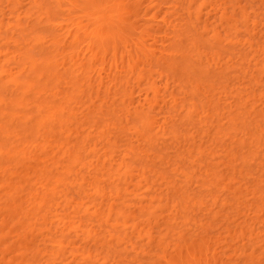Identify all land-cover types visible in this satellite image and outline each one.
Returning a JSON list of instances; mask_svg holds the SVG:
<instances>
[{
	"label": "bare ground",
	"instance_id": "bare-ground-1",
	"mask_svg": "<svg viewBox=\"0 0 264 264\" xmlns=\"http://www.w3.org/2000/svg\"><path fill=\"white\" fill-rule=\"evenodd\" d=\"M129 1H131V0H123L124 3H122L121 0H7L6 2L8 4L6 6L9 7V9L7 8V10H9L7 16L5 15L6 13L4 11H2L3 8L0 9V240L1 241L3 240L2 243L4 242L3 244L0 243V247L2 245H4L0 249V264H38V263L41 264L40 261L45 256H47L48 258L51 259L50 260L51 262H48V264L49 263L54 264V262H55V264H72L74 260L78 259L77 257L79 255H81L80 258H82L83 261L85 260L87 262L90 261V262L94 263V261L91 260V252L88 249L81 247V246H77V247H73V250H72V248L70 250H68V247H67L68 245L65 246V244L66 243L69 244L70 242H72V241L68 240L70 238L71 233H76V235H78V236L82 235V237H80V236L77 237V238H81V239L84 237V234H85V237L83 238V239H85L84 241H87V239L90 238L89 241L94 239L95 242H97V240L100 241V238L102 240L103 237L101 236L100 238H97V240H96L95 233H92L91 230L81 229L82 223L79 222L78 224H76V222L72 220V218L70 217L69 214H68L69 217H66V215H65V217H63V218L61 216V219H60L59 215H61V214H59L58 212H55L56 214L57 213L59 214L58 215L59 217L56 214L54 215V217L56 216V218H59V219L56 221L57 222L56 226L53 227L54 230L49 229V233H50L49 235L50 236L47 235L45 237V235L47 233L43 234V232H44L43 228L45 227L43 225H45L47 223L48 219L51 220L49 218V214H51V213H52V215L54 214V212H52L53 208L55 207L54 204L57 203V206L59 207V208L56 207L57 209L54 208L57 211H58V209H59V211L60 210L64 211L65 210L64 208H66L65 211H68L69 207H66V206L71 205L72 207L73 206L75 207L74 202L76 200L74 201V199L77 196L79 198L80 197L82 198V196H84V199H85V197L86 198L90 197V194L92 193V195L94 194L93 196L97 195V197L95 196L96 198H94V199H97V198L106 199V200H104L105 202L102 201L101 203H100V201H98V203H97L98 199L95 200L96 202L95 201H93V202L87 201L88 203L86 202V200H84V202H82V204L80 201H83V199L80 201L78 200L80 203H78V201H77V203L79 205H77L76 208H74V210L76 209L75 213H78L80 215L79 211H85V207H83L82 205H84V203L86 202L87 204L84 205V206H86V211H85L86 214L84 213V215H83L84 218H86L87 215H89V213L92 210H94V215H93V212H91L92 216L98 217L99 219H102L104 216H106L105 219L107 220V222L114 218L113 220L115 221V224L117 223V224L121 225L124 228L122 230V231H124L123 233H126L123 235V237H118V239H125V238L128 239L129 238V240H130V237H128L126 231L128 229H131L132 230L131 232H133L136 229L135 223H132V224L130 223V221L132 219H134L135 217L132 214L127 213V211L125 210V208L136 207L135 206L136 204L132 203L129 198H126L123 196V194H124L123 190L127 191V187L126 188H124V187L127 186L129 184V182L131 183L132 178H133L132 173L134 170L138 169L136 166L138 164V162L136 164V159L139 160V164H140L144 161V157L148 158L149 155H147V153H146V150H145L146 148L144 149V147L142 145L141 149H140L139 147L132 146V144L129 142L130 144L127 145V149H123L124 151L121 152L120 150L117 149L118 145H117L116 140L118 138L114 137L115 141H111L112 138H109L110 142L107 139H105L109 142V147L112 146V148H110V149L108 148V150L105 149L103 152H100L96 149L95 146L91 147L90 145H88L91 147L88 150L89 153H88V151L86 152V149L84 150V148L87 146L86 145L87 142L90 141L91 139L95 138L94 134H92V131L89 129H91L90 127L93 126L94 123L98 122V120L96 121L97 117L99 119L101 116L103 118V116L105 117L106 114H107L106 116L109 115L108 117L103 118V119H105L104 121H106V122L102 121L103 123L101 122V124L103 126H106L108 128L113 126V128L120 129V130L122 128V132L125 128L129 129L132 131V134L137 135L140 138V140L141 139L144 140V143L145 142L151 143L152 133L155 129L154 124H156V121H158V120H155L156 117L153 116V113H152L154 111L155 106H156L157 98L159 96L158 95V89L159 88L156 84L157 81L155 80L156 81L155 82L154 79H150V78H149L150 80L149 79H147V80L143 79L144 74H142V73H137L136 79H138L140 81L141 80L144 81V84L142 85L141 89H142V91L144 90L147 93V96H146L145 100L143 102H141L139 105H136V106L133 105L132 106L131 101H125V99L123 100V98L122 99L120 98L119 101H121V102L118 101L119 102L118 105L115 106L117 104V103L115 104V102L117 100L115 102H113V101L117 97H115L114 100H112V102H110V100L108 98L109 102H108V105H106V102H107L106 99L107 98L106 99L104 98V100H103V98L101 99V97H100L101 95H105L106 93H107L106 95H108V93H110L109 91L111 89L110 86L112 85L113 87L114 86L116 87L115 89H113L114 90V92L112 93L113 95H116L115 93L121 94L123 96L127 95L130 99L131 95H129L127 92H124V90H126V89H123V80L125 79V81H126L127 79L131 78L133 75L136 74L138 63L140 62L139 59L141 57H144V58L146 57L147 60L149 58L148 61H150L152 58L151 56L155 55L154 54L155 50L153 51L150 49V47L143 44V38L145 35H147L148 37L152 38V40L154 41V39L157 40L158 33L153 32V30L151 29L152 33L147 34L146 30H144V29H146V27L145 28L143 26L135 27L134 24L131 23V20H132V19L130 20L131 17H129V21H130L129 22L127 20V17L125 18L123 16L124 14H123L122 9L130 3ZM133 1H131V2H133ZM205 1L206 0H202L201 3L204 4ZM47 2L49 3V6H46V4H48ZM165 2H166V0H165ZM150 4H152V3H150ZM155 5H158V4H155ZM225 6H227V5H225ZM0 7H1V5H0ZM223 8L225 10H223L222 14L220 13V16H218L220 18L217 20H219V21L224 20L223 22H225L226 25L225 26L223 25V26L225 28L227 27L224 30V33L228 32L226 34V36H228L229 34H230L229 36L235 34L234 35V38H235V36L239 35L238 33L240 32V30L238 31V29H239L238 23L240 21H237V20H241L240 18L236 19V17H237L236 15L239 14L240 17L245 22V19L248 18L247 12L245 10H243V8H241L240 6L237 7V9L232 8V11L230 10V12L228 11L227 7L223 6ZM195 9H196V7H195ZM86 10H87V12H86ZM124 10L126 11V9H124ZM133 10L136 13V9L134 8ZM199 10H200V8H199ZM130 11H131V9H130ZM134 11H132V12L134 13ZM171 12H172V10H171ZM126 13L128 14L129 11ZM137 13H138V11H137ZM34 14L37 16L39 15L38 21L36 23L37 29L44 28L46 30V29L51 28L50 31L49 30L47 31V34H48V32L52 33L53 27H56V25H62V23L67 22L65 25L62 26L63 27L62 30H60L61 26H57V28H59L60 31L64 30L62 32L63 35H61L60 37H57V35L54 34V32H55L54 31L53 34L48 36L50 33L48 35H46L45 30H44L45 32L42 31L40 33L37 32V30L34 31V29L32 27L33 25L31 26L32 27V29H31V27L29 25H27L23 20L26 18H28V20L34 18L33 20H34V22H36L35 18L37 16H32ZM167 14H168V12H167ZM194 14H195V12H194ZM72 16H75L77 18V20L75 22L69 21ZM165 16H167V15H165ZM132 17H134V16L132 15ZM145 17H146V15H145ZM86 18L88 19V21ZM140 21H142V20H140ZM236 21L238 23H236ZM147 22L145 24H147ZM242 22L243 21H241L240 25L241 24L244 25V23H242ZM136 24H138V23H136ZM148 24L150 25V23H148ZM164 24L165 25H163V26H165L167 29H169V27L171 26L169 22L167 23V21H165ZM73 25H75V26H73ZM174 25L177 26V24H174ZM245 25H246V23H245ZM71 26L75 27L77 29V31L72 32L70 30ZM151 26H149V28ZM156 26L157 25H155V27H154L155 29H156ZM223 26L221 25V27H223ZM69 27H70V29H69ZM64 28L66 29V31L67 30L68 31L65 32ZM124 28L126 29V32L129 31V32H132L133 35L134 34L136 35L134 37H133V35L131 36V38L132 37H133V39L135 38L134 40H132L133 41L132 46H130L131 43L130 44L127 43V39L125 37L127 33L125 32ZM178 30L179 29L177 28V31ZM202 30H203V32L206 31V33H207L206 25L202 27ZM17 32H18L19 37L21 36L20 38L18 37V35H16ZM149 33H150V31H149ZM231 33H233V34H231ZM156 34H157V36H156ZM169 34H170V32H169ZM188 34H189V32H188ZM128 35H130V34H128ZM191 35L190 36L192 38L190 37V40H193V42L192 41L189 42L192 45L190 50L191 49L194 50V47L196 48V46L199 45V44H197V42L199 41L200 38H198V37L196 38V36H194L195 34L194 35L191 34ZM184 36L188 37V35H184ZM211 36H212L211 37L212 39L215 38L214 40H217L216 38L221 39L219 31L216 30V28L212 29ZM48 37H50V38L48 39ZM236 37H238V36H236ZM249 37H250V35H249ZM61 38H62V40H61ZM171 38L174 39V37H172V34H171ZM5 39H7V40H5ZM8 39H11L10 42ZM20 39H23L24 41H27V42L31 41L29 43L34 44L32 46L33 47L34 46L39 47V49H37V50H35V48L31 49L32 46L29 43H28V45H30V48L27 47L28 50H26L27 48L25 47L26 49H24L22 47L23 46L22 43L25 44V42L24 41L21 42L22 40L20 41ZM168 39H170V38H167V40ZM156 40H155V42H156ZM167 40H166V43H167ZM15 41L17 43L21 42L22 46L20 47L21 44H18V46H17L16 45L17 43H15ZM179 41L181 42L180 39H179ZM11 42L15 43V44L12 43V46H14V47L16 46L15 48L18 50L20 48V51H23V52H20L21 54H19L18 53L19 51L18 52L16 50L13 51L14 49L12 46L11 47L13 50L11 48H9L10 46L8 44L9 43L11 44ZM46 42L48 44H46ZM38 43H40V44H38ZM41 44H43V45H41ZM170 44L172 46L167 44V46L169 45L168 49H170V47H171V49L176 48L178 53H180V54L182 53L180 55L176 52V54H177L176 55L174 53L176 50L170 49L169 51L167 50L168 55L166 54L169 58V61L171 60L170 62H171V65L173 66L172 68L176 67V69H179V68H177L179 65L178 66L174 65L173 62H177L178 58L180 57L179 58L180 64H182V63L185 64L184 62L187 61L188 57H190V55L187 54V53H190V50L186 49V48H188V47H186V45H183V46L181 45L182 49H184L183 47L185 46V50L187 51V52H185V54L188 55V56L187 55L183 56L185 50L181 49V46H180V44L177 43V41H176V45L177 44L179 45V46L177 45L179 49L177 48V46L173 47L175 45V43L171 42ZM195 44H197V45H195ZM36 45H39V46H36ZM165 45H163V47H165ZM187 45H188V43H187ZM155 46H157V45H155ZM44 47H46L48 50L47 55H46L47 50ZM180 49H181V51H180ZM32 50H35V53H34V51L32 53ZM196 51H198V50L196 49ZM196 51H195L196 54H192L191 56L196 55V58L198 56L199 57L198 60L200 62V60L203 59L202 57H204L206 55L203 53V56L201 57L200 55L202 52H196ZM263 51H264V49H263ZM17 53H18V55H15ZM163 53H165V52H163ZM11 55L13 57H10ZM37 55L39 57H36ZM48 55H52V56H50V58H48L49 57ZM172 55L176 56V59H175V57L173 59ZM58 56H60V57H58ZM177 56H179V57H177ZM52 57H53V59H51ZM155 57L158 58L157 55ZM182 57H185L184 61H183ZM9 58L12 59V60L10 59L11 62H8ZM47 58H48L49 62L54 60L55 62L53 61V63L51 62V64H53V65L55 64L56 67L59 66L57 63V58H61L63 61L66 59H69L71 61L72 65L66 67V63H69V62H65V63H61L63 65L62 66L63 69L61 71L60 70L58 71V69L55 70L56 69L55 65H54V68L51 65L52 69L51 68L49 69L48 67H49L50 63H48L46 61ZM146 58H145V60H146ZM152 59H154V58H152ZM163 59H165V57ZM189 59L190 58H188V61L185 64L187 66L183 65L184 67L181 68L183 70L180 69L182 71V73L184 72L186 74V71L189 70V69H187L188 66L190 68V70H189L190 72H193L191 70H194L193 68L196 67L194 65H192L193 68H191L192 66L190 67ZM58 60H60V59H58ZM165 61H167V60H165ZM165 61L163 60V62H165ZM179 61H178V64H179ZM181 61H183V62H181ZM11 63H12V66H11ZM13 63L16 64V67H15V65L13 66ZM154 63H156V62H154ZM154 63L150 62L149 64L152 65ZM168 64L169 63L166 62L165 65H168ZM263 64H264V62H263ZM171 65H170V67H171ZM44 67L45 68L47 67L49 70L48 71L49 73L48 74L46 73L44 75V76H46V75L48 76L46 79H42V77H37V76H34L33 74H31L33 70H35V72L36 71L38 72L39 69H41V68L45 69ZM198 68H199V66L196 67V69H198ZM151 69H152V66H151ZM151 69L149 67L148 71H150V72H148V73H150V74H152L151 71L154 70V68L152 70ZM196 69L194 71H197V73H198V70H199V74H202V72L200 71V69H202V68H200L198 70H196ZM155 70H156V68H155ZM168 70H170L169 67H168ZM45 71H46V69H45ZM45 71H44V73H45ZM202 71H203V74H205L206 69H205V71H204V69ZM208 71H210V70H208ZM259 71H261V72L264 71V65H263V68L261 66V70H259ZM42 73L43 72L41 69L38 74H42ZM170 73L172 74L171 71H170ZM208 73L209 72H206V74H208ZM178 74H179V72H178ZM258 74H260V73H258ZM209 75H208V78L205 75L202 78L204 79L206 77V79L210 81L209 78H211V77ZM199 77H201V76H199ZM199 77H198V79H199ZM61 78H62V80H61ZM63 78H66V79L73 78V80L70 83H67L70 79L67 80V82H65V84H69V85H65V84L62 85L60 82L66 81V80H63ZM55 79H58V80H55ZM75 79H77V80L75 81ZM187 79H188L187 81L189 82L190 79L189 78H187ZM203 79H202V81H203ZM207 80H204V83ZM194 81H196V80L194 79ZM185 82H186V80H185ZM104 83H106L107 85H104ZM118 83H119V85L117 86L116 84H118ZM204 83L202 84V89H203ZM191 84H192L193 89H195V90L198 87H200L199 85H198V87L196 85V88H195V86H193V83H191ZM95 85H97V86H95ZM165 85H166V83H165ZM207 85L210 87V89H214V85L211 83V81H210V83L208 82L205 86H207ZM93 86L95 87L96 93L94 92ZM105 86H107V87H105ZM96 87L97 88L101 87V90L96 89ZM103 87H105V88H103ZM218 88H220V86ZM105 89L107 91L109 89V91L106 92ZM210 89H209V91H210ZM104 90L106 93H104ZM198 90H200V89H198ZM198 90L196 93L202 94L201 92H198ZM142 91H141V93H142ZM92 92H94V93L92 94ZM192 92L195 95V91H192ZM203 92H204V89H203ZM31 93L32 94L34 93V95H32ZM149 93H151L150 96H148ZM168 93H169V91H168ZM249 93H251V92H249ZM130 94H132V93H130ZM169 94L174 99V96L172 95L173 92L169 93ZM113 95H112V97H113ZM193 96L191 95L192 98H193ZM196 96H199V95H195L194 98H196ZM103 97H105V96H103ZM106 97H108V96H106ZM207 97L209 98L210 96H207ZM246 97H248L249 100L251 98L248 95V93L245 96V98ZM192 98L191 99L188 98L190 102L186 100L187 102L184 103V104L188 103L189 105L191 103V105H192L191 106L192 109H189L190 106L186 104L187 107H185V108L188 111V113L185 112V116H183V118L185 117L184 119L186 121H188V120L191 121L190 123H193L192 118L195 115L194 113L196 111V110L194 111V109H198V107H195V106H198V104L193 102L194 100L196 101V99H198V97L196 99H192ZM200 98L201 97H199V99ZM203 98H201L202 100L201 99L200 100L203 101ZM205 98H206V96H205ZM210 98L214 99L213 97H210ZM245 98H244L245 101H241L239 103V101L241 100L239 97L240 100L237 101L238 102L237 104L239 105L238 107H240V105L245 103L246 101L248 102V99L246 100ZM98 99L99 100L101 99L99 101L100 105L96 104V103H98L97 102ZM199 99H198V102H200ZM212 99H210V100H212ZM92 100H94V101L97 100V101L94 102ZM191 100H192V102H191ZM210 100L206 101V102H208V104L212 105L210 107H213L214 103H215L214 107L215 106L219 107L218 104L216 105V103L219 101V98H215L214 100H212V104L209 103V102H211ZM252 100H255V98ZM90 101L92 103H90ZM86 102H88V103H86ZM103 102H104L105 106L107 107L105 109L102 108ZM192 103L194 105L195 104L196 105L194 106ZM260 103H262V102H260ZM90 104H92V105H90ZM184 104H182V110L181 111H183L184 106H186ZM202 104H203V102L201 103V106H204ZM208 104H207V106H208ZM235 104H236V102H235ZM245 104H243L240 108L248 105L251 110L249 109L248 106H246L247 108L245 107L246 109L243 110V111H246V114H247L246 116H248V117L245 116V113L241 112L242 110L240 111L242 114H244L243 115L244 119H241V117L243 118V116H240V115H242L240 112L236 111L240 114L238 116L237 115L238 113H236V112L232 113L233 112L232 110H234V109L230 108L231 109L230 110L228 108L229 109V112H228L229 116L226 115V117H228V119L232 122V123L230 122L231 126L234 124L235 127L233 128V131L238 130V129L240 130V128H242V127H243L242 130L246 129L247 126H244L246 124H248V126L251 129V126L249 124H253V123H254L252 125L253 127L258 126V127H255V129H253V131H255L257 128H259V124H260L259 120H261L263 118L262 121H264V117H262V116H264V115H262V114H264V111L262 109H260V112H259V110H258L259 108L258 109L255 108L252 103H249L246 105ZM234 105H232V106H234ZM89 106H91V108ZM188 106H189V108H188ZM193 106H194V108H193ZM214 107H213V109H216V107L215 108ZM244 107H243V109H244ZM236 109H237V107H236ZM261 110L263 113L261 112ZM92 112L93 113L95 112L94 113L95 116H92V115L90 116V113H92ZM225 113H224V115H225ZM88 114H89V116H88ZM235 114L238 117H236ZM122 116L123 117L131 116V117H127V119L125 118L127 120L126 121V120H122L123 119ZM16 117H20V118L22 117V118L21 119L19 118L20 121H18ZM128 118H130V119H128ZM215 118H214V120H215ZM219 118L221 120L220 116L218 117V119ZM247 118H249V120H247ZM255 118H260V119L256 120ZM235 119L237 120L236 122L232 121ZM210 120H213V118L212 119L210 118ZM255 120H256V124H255ZM108 121H110L111 123ZM123 121H124V123L126 122L125 123L126 125H129V128L126 127L125 124H122ZM128 121H130V122H128ZM88 123H90V124H88ZM257 123H258V125H257ZM85 124H88L89 126L86 125L87 128L82 127ZM109 124H111L112 126L111 125L108 126ZM103 126H98V128H100V129H99V133H98V130L96 131V133H97V134H95L96 136L98 134H102L101 136L105 135L104 133H106L107 130H105L106 129L105 127H104L105 129L102 128ZM157 126L158 125H156V127ZM171 126H172V128L169 127V131L172 132L171 134H174L175 138H176L177 128L176 127L174 128L173 125H171ZM88 127H89V129H88ZM113 128H110V129H113ZM223 128H220V127L216 128L217 137H220V136H218V134H220L221 132L226 134V132H229L232 130V129L230 130L228 127L229 131L224 132ZM259 129H261V128H259ZM262 129H264V128H262ZM30 130H31V132H30ZM207 130L208 129H206V131ZM21 131H26V132L28 131V133H26V132L23 133ZM257 131H259V130H257ZM261 131L264 132V130H261ZM93 132H94V130H93ZM252 132H251V134H252ZM230 133L231 132H229L228 134H230ZM244 133L245 132H243V134ZM24 134H26V135H24ZM51 134H53L54 136L56 135L55 136L56 138L54 137L53 141H55V139L57 141L59 140L58 142L55 141L57 143L56 146L54 145V142L51 141L52 139L50 140L47 138L48 135H51ZM201 134H202V132H201ZM57 135H59V136L61 135V139L59 136L57 138ZM232 135H233V132H232ZM260 135H263V134H261V132H260ZM260 135L258 136V138H256L257 136L255 135L256 136L255 139H258V141H259ZM109 137H110V135H109ZM172 137H173V135H172ZM191 137H192V135H191ZM202 137H203V134H202ZM240 137L241 136H239V139H240ZM49 138H51V137H49ZM101 138H103V137H101ZM220 138H223V137H220ZM253 138H254V136H253ZM253 138L251 137V139H253ZM149 140H150V142H149ZM242 140L240 141V144H238V146H240V145L242 146L244 144V140H243V143H242ZM253 140H252V142H254ZM36 141H38V142H36ZM94 141L96 142L97 139H95ZM209 141H211V139ZM250 142H251V140H250ZM230 143H228V144L230 145ZM257 143L259 144L260 142H257ZM88 144H91V143L88 142ZM254 144L252 143V145H254ZM258 144H255V145H258ZM203 145H204V143H203ZM238 146L236 149H238ZM253 147L254 146H252V148ZM258 147L255 146L252 150L250 149L251 150L250 154L255 155L260 150L264 151ZM194 148H198L195 150H197V153L201 156H203V154L206 152L205 150L200 149L201 145L199 144L198 146L193 147V148L188 147V150H186V153L183 155L184 156L191 155ZM231 148L233 149L232 146H231ZM234 148H235V146H234ZM136 150H138V151H136ZM238 153H239V151H238ZM230 154H232V153H230ZM234 154L237 155V152ZM91 156H93V157H92V159L90 158L91 160H89L88 157H91ZM157 156H158V154H157ZM157 156H155L156 159H158ZM159 156H161V154H159ZM184 156H182V153H180L177 156V158H180V160H182L184 158L186 160V158ZM241 157H242V155H241ZM246 157H245V160H246ZM93 158L94 159L96 158L95 161L93 160ZM163 158H162V160H163ZM260 158H261V156H260ZM199 159L200 158H198V160ZM241 159L243 160V158H241ZM146 160L147 159H145V163H146ZM242 160H241V162H242ZM166 161H168V160L166 159ZM232 162H231V164H232ZM151 164H153V163H151ZM206 164L209 166L205 165L206 166L205 170L203 172L200 171L202 174L206 175L207 177H210V179L208 178V180L205 179L206 180L205 185L208 183L207 185H209L213 188H216V189L220 188V190L223 186V189L226 191L225 193L227 196L224 195V196L220 197L221 194L220 195H215V194L213 195L211 193L210 194L211 198L214 200V203H213L214 209L209 210L211 213L210 214L207 211L209 208H207L206 211L208 212V214L203 212L204 214H201V215H203V217L199 218V221H197V219L195 220V218L193 217L194 215L190 217L188 215V212L191 209L194 210V212L198 209L199 210L202 209L204 211V208H203L204 196L203 195H202V197H201V195H195L194 196V194L189 193V191L188 192L185 191L186 189H184V188H183L184 191H182L181 190L182 188L179 189L176 187L177 182L174 183V182H172L173 180L172 181L170 180L171 185L166 186V190H172V191H170L171 192L170 194H173L178 199H180V202H172L171 203L170 207H171L172 212H173V210H174V212H176L175 210H177V214H182L183 219H184L182 222H184V223H188L191 221V219H194L193 220L194 223L198 222V224H196L197 229H198V227H200V229H199V231L197 230L198 232L195 233V235H189L183 231L174 232L173 234H174L175 239H176L175 243H173L171 241L160 242V243L157 242L156 245H158V246H156V247H158V250H159L158 252H155L154 249H151L149 252H147L143 256V259L139 258V259L135 260L133 262V264H264L263 263V261H264V238L260 234L258 235V233H256V231H255V226L258 222H259V224L262 225V227H264V219L262 220V215H260L264 212V201H263L264 200V190L259 191V189H258L259 187H257V188L255 187V186H259L258 185L259 180L257 181V179H255L256 182L252 181V182H254V184L257 183L255 186L253 184L252 187L247 186L248 185L247 183H246V185H244V184L243 185H241V184L236 185L237 184L236 183L237 177L236 178L233 177V173H235L233 168H231V170L233 169L231 171V172H233L232 177H230V176L228 177V176H226V174L220 173L221 171L218 172L219 171L218 168L216 170H214L213 168H210V165H211V167L214 165L209 164V163H206ZM72 166L73 167L79 166V167L77 169H76V167L73 169ZM228 166L232 167L231 165H228ZM200 167H201V165H200ZM216 167H218V166H216ZM263 167H261V168H263ZM174 168H176V167H174ZM75 169H76V171H75ZM201 169H202V167H201ZM221 169H223V168H221ZM249 169H251V168H249ZM238 171L241 173V170H238ZM173 172H176V171L174 170ZM188 172L191 174H189ZM188 172L185 170V168L181 172L185 175V177H187L186 178L187 180L185 179L183 181V179H182V182L187 183V181H191L190 178L192 176V171H188ZM230 173L228 172V174H230ZM183 174H181V175H183ZM260 174H261V172H260ZM89 176H90V178L93 179V180L90 179L89 180L90 182L87 181L89 179L87 177H89ZM129 177H130L131 181H129L130 180ZM86 178H87V180H86ZM238 178H240V177H238ZM141 179L142 180L138 181V185H140L142 181H145L147 183L146 188L144 187L145 188L144 191H145V195H146V196H144L145 201H148V204L150 207L152 206V207H154V209L158 208V192H156V194L153 192L154 190H153L152 185H154V184H152L150 182L148 177H141ZM174 179H176V178H174ZM234 179L236 182L234 181ZM108 180L113 182L114 185H113V187H110V188L108 186V189H106L107 187L104 185V183L107 182ZM85 182L86 183L88 182V184H85V186H87V185L89 186V183H90L91 189H90V187H84ZM188 183L184 186H189ZM91 184H92V186H91ZM120 184H121V187H120ZM122 184H124L125 186ZM109 185L111 186V184H109ZM122 186H124V187H122ZM184 186H182V187H184ZM88 188L90 189L91 193H89L90 191L88 190ZM74 190H75L74 194L75 195L77 194V195L72 197ZM106 192L108 193L109 196L107 195ZM86 193H87V196H86ZM105 194H106V196H104ZM124 195H126V194H124ZM247 195H249L251 197L247 198ZM58 196H59V199H58V201H56ZM94 199H91V200H94ZM115 201H119V202L116 204ZM179 203L183 204V208L179 209V206H178ZM58 204H61V205L65 204L64 205L65 207L63 206L64 208L61 209V205H58ZM52 205L54 207L52 209H50V206L52 207ZM89 205L90 206L92 205L91 207H93L90 211H88L91 208ZM78 209H79V211H78ZM228 209H231L230 213H226L227 211L225 213H223V211L228 210ZM157 210L158 209H156V211ZM76 211H78V212H76ZM156 211H153L152 215L154 213H156ZM150 212H151V210L149 211V213ZM70 213H72V212H70ZM65 214H67V213H65ZM173 214H176V213H173ZM52 215H50V216L53 217ZM231 216H233L234 218L236 216V218H235L236 220H234L233 222H231L228 225H225L224 227L222 226L223 228H220V229H223L222 230L223 232H225L229 235V238H228L229 242H227L228 239L226 238L227 239L226 245H224V243L222 244L223 247L226 246V250L225 251H223L224 249L218 250V248H223V247H221L222 245H220L223 237L220 238V237H215L216 235L213 236L212 233L211 234L209 233V231H210L209 229H212L214 226H216L215 221H218L220 219L227 220ZM263 216H264V213H263ZM233 217H232V219H233ZM259 217H260V220L257 221V219H259ZM64 218H68V219L65 220ZM205 219H206V221H204ZM115 224H113V226L110 225V227L112 229H115L116 228ZM174 224H175V220L172 222H169L167 229H169L170 231H173L174 230L173 227L175 226ZM176 224H177V222H176ZM41 225L43 226V228L41 227ZM214 230H215V228H214ZM219 230H218V232H219ZM78 233H81V234H78ZM108 233L111 235L110 231ZM37 234H38V236H37ZM40 235L42 236L40 243L41 244L43 243V245L45 244L42 247L40 246V243H39V240H40L39 236ZM72 235H71V237H72ZM117 235L119 236L120 233H118ZM15 236H17V237H15ZM36 236L38 237L39 240H37ZM111 236H113V234ZM219 236H221V235H219ZM74 237H75V235H74ZM42 238H44V239H42ZM43 240H44V242H43ZM94 240H93V242H94ZM147 240H148L147 242L149 244L154 241L153 237L151 238L150 236L148 237ZM45 241H46V243H47V241H50V242H48V244L46 245ZM43 247H45V248H43ZM59 255H61V256L64 255V256L59 258L60 257ZM56 257L59 258V261L57 263H56V261L58 259H55ZM238 258H239V260H238ZM64 260H65V262H64ZM74 264H78V263H76L74 261Z\"/></svg>",
	"mask_w": 264,
	"mask_h": 264
},
{
	"label": "rangeland",
	"instance_id": "rangeland-1",
	"mask_svg": "<svg viewBox=\"0 0 264 264\" xmlns=\"http://www.w3.org/2000/svg\"><path fill=\"white\" fill-rule=\"evenodd\" d=\"M6 1L7 0H0V5H1L0 9L3 8L2 11H4L6 13L5 15L7 16L8 12H9V10H7V8L9 9V7L6 6L8 4ZM131 1H133V0H131ZM131 1H129L130 3L128 5H126V7H124L122 9L123 14H124L123 16L125 18L127 17V20L128 21H129V17H131L130 18V20L132 19L131 20V23H133L135 27H140V26H143L144 28L146 27V29H144V28L143 29L146 30V33L147 34H151L152 33V30H153V32L158 33L157 40L154 39V41H153L152 38L148 37L147 35H145L144 38H143V44H145L146 46L150 47L151 50H153V51L155 50L154 51V54L155 55L151 56L154 59L151 58V60L148 61L149 58L147 60V58L145 57L146 58V60H145L144 57H141V58L139 57L140 58L139 59L140 62L138 61L139 63H138V67H137L136 74L133 75L131 78L127 79L126 81H125V79L123 80V89H126V90H124V92H127L129 95H131V97H132V98L130 97L131 100L129 99V97L127 95L126 96H123V95L117 94V93H115L116 95H113L112 94L114 92L113 89H115L116 87L115 86L113 87L112 85L110 86V88H111L110 91L108 89V91L110 93H108V95H106L107 94L106 92H108V91L105 89L106 92L104 90V93H106V94L105 95H101L100 97H101V99L103 98V100H104V98L105 99L107 98L106 99L107 102L105 101L106 102V105H108L109 100H110V102H112V100H114L115 97H117L113 101V102H115L117 100L115 102V104L116 103L117 104L116 105L114 104L115 106H117L118 103L121 102V101H119L120 98L121 99L123 98V100L125 99V101H131L132 106L133 105H135V106L136 105H139L141 102H143L145 100V98L147 96V93L144 90H143L144 91L143 92L142 89H141L142 88V85L144 84V81L143 80L140 81V80L136 79L137 73H142V74H144L143 75V79L147 80V79L150 78V79H154V81L155 80L157 81L156 84H157V86L159 88L158 89V95L159 96L157 98V102L158 103L156 102V106H155L154 111L152 113H153V116L156 117V118L154 117L155 120H158V121H156V124H154L155 125L154 126L155 129H154V131L152 133L151 143H148V142H145L144 143V140H142V139L140 140V138L137 135L132 134V131L129 130V129H126L125 128L123 130V132H122V128H121V130L120 129H115V128H113V126L111 124H109L108 126L111 125L112 127H110V128H113V129H110V128L106 127V126H103L101 124V122L105 120L103 118L109 116V115L106 116L107 114L106 115L104 114L105 117L103 116V118H102V116L99 119L97 117L96 121L98 120V122H96V121L95 122L98 125L96 123H94V125L90 127L91 129H89V127H88V129L92 131V134H94L95 138L94 139H91L90 141H88L91 144H88V142H87V144H86L87 145L86 146L87 148L86 147L84 148V150L86 149V152L89 150V148H91L93 146H95L96 149L98 151H100V152H103L105 149L108 150V148L109 149L112 148V146L109 147V142H110L109 141V138H112L113 139V140L111 139V141H115V138H118L116 140L117 141V145H118V148L117 149L120 150L121 152L124 151L123 149H127V145L131 143L132 146L139 147L140 149H141V146L143 145L144 149L146 148L145 150H146L147 155H149V156H148V158L147 157L146 158L144 157V161L142 163H140V164H139V160L136 159V164L138 162V164L136 165L138 169H136V170L133 171V173H132L133 174L132 175L133 176L132 181H131V179L129 177V179H130L129 181H131V183L129 182V184L127 186H125L124 184H122V185L125 186V187L124 186H122V187H124V188L127 187V191L123 190V193L126 194V195L123 194V196L126 197V198H129L132 203H135L136 204L135 205L136 207H134V208H125V210L127 211V213H130V214H132L135 217L134 219H132L130 221V223L131 224L132 223H135L136 229L133 232H131L132 231L131 229H128L126 231L128 237H130V240H129V238L128 239H126V238L125 239H118V237H123V235L126 234V233H123L124 231H122V230L124 228L121 225H119L117 223L115 224V221L113 220L114 218L112 220H109L108 222L105 219L106 216H104L102 219H99L98 217L92 216L91 212H93V215H94V210H92L89 213V215H87V217L84 218L83 215H84V213L86 211V206H84V205H86L89 201H92L93 202V201H95L97 199H98L97 200V203H98V201H100V203H101L102 201L106 200V199H103V198H102L103 200L101 198L100 199L99 198L94 199V198L97 197V195H95L96 197L93 196L94 194L92 195V193L90 191V189H91L90 183H89V186L88 185L85 186V184H88V182L87 183L86 182L84 183V187H90V189L88 188V190L90 191V192L89 191L88 192L91 193L90 194V197H87V198L85 197V199H84V196H82V198L80 197L81 199L78 196L75 197V199H74V201L76 200L74 202L75 203L74 204L75 207L74 206L72 207L71 205L70 206H66V207H69V210L67 209L68 211H65L66 210V208H64L65 207L64 206L65 204L61 205L62 204L61 203V204H58V205H61V209L64 208L65 210L64 211L63 210H60L59 211V209H58V211H57L56 210L57 209L56 207H58L57 206V203L54 204L55 207L53 205H52V207L50 206V209H52L53 207L56 208V209L53 208V210H52V212H54L53 215H52V213L49 214V218L51 220L48 219L47 223L45 225H43L45 227L43 228V226L41 225V227L44 229V232L42 231L43 234H46L47 233L45 235V237L47 235L50 236L49 235L50 234L49 233V229H53V227H55L56 224H57L56 221L59 218H56V216L54 217V215L56 214L55 212H58L59 214H61V215H59L58 213L56 214L57 216L58 215L60 216V219H61V216L63 218V217H65V215H66V217H69L68 216V214H69L70 217L72 218V220L76 222V224H78L79 222H81L82 223L81 229L91 230L92 233H95L96 240H97V238H100L101 236L103 237L102 240L100 238V241L97 240V242H95L94 239H93L94 242H93V240L89 241L90 238L87 239V241H84L85 239H83V238L85 237V234H84V237L82 238L83 239L82 240L81 238H77L80 235L78 236V235H76V233H71V235L72 234L73 235H72V237L70 235V238L68 240L69 241H72V242H70L69 244H67V243L65 244V246L68 245L67 246L68 247V250H70L71 248L73 250V247H77V246L84 247V248L88 249L91 252V260L94 261V263H92L90 261L87 262L85 260L83 261V259L80 258L81 255H79L78 257L76 256L78 259L76 258L77 260H74L78 264H133V262L135 260H137L139 258L143 259V256L147 252H149L151 249H154L155 252H158L159 251L158 250V247H156V246H158V245H156L157 242L160 243V242H169V241H171V242L175 243L176 242V239H175V236L173 234L174 232L183 231V232H185V233H187L189 235H195V233H197L199 231V229H200V227H198V229L196 227V224H198V222L197 223H194V221H193L194 219H191L190 222L184 223V222H182L184 220L182 214H177V210H175L176 212H174V210L172 212L171 207H170L171 206V203L172 202H180V199H178L175 195L170 194L171 193L170 191H172V190H166V186L171 185V181L173 180L172 182H174V183L177 182L176 183L177 184L176 187L179 188V189L182 188L181 189L182 191H184L183 190V188H184V189H186L185 191H187V192L189 191V193L194 194V196L195 195H201V197H202V195L204 196V206H203L204 211L202 209L201 210L198 209L195 212L192 209L190 210L191 212L190 211L189 212L187 211L188 212V215L190 217L194 215L193 217L195 218V220L197 219V221H199V218H202L203 217V215H201V214H204V213L208 214V212L210 213V211H209L210 209L211 210L214 209L213 208L214 207V204H213L214 203V200L211 198V195H210L211 193L213 195L214 194L215 195H220L221 194L220 197L226 195V193H225L226 191L223 189V186L221 188V190L222 189L223 190L221 191L220 188L216 189V188H213V187L207 185L208 183L205 185L206 180H208V178L210 179V177H207L206 175H204V174L201 173V172H203L205 170V167H206L205 165H207L206 163H209V164L214 165L212 167L210 165V168H213L214 170H216L218 168V170H219L218 172L221 171L220 173L226 174V176H228V177L229 176L232 177V173L233 172H231V171L234 169V172L235 173H233V177L234 178L237 177L236 178V181L237 182L234 179V181L237 183L236 185H240V184L241 185H243V184L246 185V183H247L248 184L247 186H251L252 187L253 184H254V182H252V181H255V179H257V181L259 180V184H258L259 186H255L257 183H255L254 186L256 188L259 187L258 188L259 191H263L264 190L263 189L264 188V179H263L264 178V167H263L264 166V153H263L264 151H261L260 150V149L264 150V147H263L264 146V132L261 131V130H264V129H262V128H264V126H263L264 125L263 124L264 121H262L263 118L261 120H259L260 118H255L256 120L258 119L260 121V122L259 121L258 122L262 125L261 126L259 124V128H261V129L257 128L255 131H253V129H255V127H258V126H255L254 125L255 127H253L252 125L254 123L252 122L253 124H249L251 126V129L248 126V124H246V125H244V126H247V128L244 129L245 131L242 130L243 127L240 128V130L238 129V130H234L233 131V128L235 126H234V124L231 126V123L232 122L228 119V117H226V115H228V112H229V109L230 108L235 110V111L232 110L233 111L232 113H235L236 111L240 112L242 110L241 112L245 113V116H246L247 115L246 114V111H243V110H245L247 108L246 106H248V105H246V104H249V103H252L255 108H257V109L259 108L258 109L259 112H260V109H262L264 111V109H263L264 108V97H263L264 96V71H262V72L259 71V70H261V66L263 68V65H264L263 64V62H264V51H263V49H264V34H263L264 33V0H216V1L215 0H208V1L206 0L204 4L201 3L202 0H166V2H165V0H142V1L141 0H134L133 1L134 3L131 2ZM121 2L124 3L123 0H121ZM150 3H152V4H150ZM155 4H158V5H155ZM225 5H227V6H225ZM46 6H49V3L46 4ZM223 6L224 7H227V9H228L229 12H230V10L232 11V8L233 9L234 8L237 9V7H239V6L241 8H243V10H245L247 12V17L248 18L245 19V22L240 17V15L236 13L237 14L236 15L237 16L236 19H239V18L241 19V20H237V21H240L239 23L236 21V23H238V28H239L238 31L240 30V32L238 33L239 35H236L238 37L235 36V38H234V35L235 34H233V33H231V34H233L231 36H229L230 34L228 36H226V34L228 33V32H225L224 33V30L227 28V27L226 28L224 27L226 25V23L223 22L224 20L223 21L222 20H220V21L217 20V19L220 18V17H218V16H220V13L222 14L223 10H225L223 8ZM133 7L136 9V13L138 11L137 14L133 10L134 9ZM195 7H196V9H195ZM199 8H200V10H199ZM124 9H126V11ZM130 9H131V11H130ZM171 10H172V12H171ZM128 11H129V13L127 14L126 12H128ZM132 11H134V13ZM86 12H87V10H86ZM167 12H168V14H167ZM194 12H195V14H194ZM132 15L134 17H132ZM145 15H146V17H145ZM165 15H167V16H165ZM32 16H37V15L34 14ZM38 16L35 18L36 22H34V20H33L34 18L33 17H32L33 19H29L28 20V18H26L23 21L27 25H29L30 27L33 25L32 27H33L34 31L37 30V32L40 33L42 31H44L45 29L44 28L37 29L36 23H37L38 18H39ZM76 20H77V18L75 16H72L69 21L75 22ZM140 20H142V21H140ZM87 21H88V19H87ZM165 21H167V23L169 22L172 27L170 26L169 29H167L165 26H163V25L166 24V23L164 24ZM241 21H243L242 23H244V25L243 24L240 25ZM146 22H147V24L150 23V25L149 24L148 25L145 24ZM66 23L67 22H64V23H62V25H56V27H53V30L52 31L53 32L55 31L54 34H56L57 37H60L61 35H63L62 32L64 30L63 31H60V30L63 29L62 26L65 25ZM136 23H138V24H136ZM171 23L173 25L174 24H177V26L176 25L173 26ZM245 23H246V25H245ZM155 25H157L156 26V29L157 30L154 28ZM205 25L207 27V33H206V31L203 32V30H202V27L205 26ZM221 25L222 26L224 25V26L221 27ZM57 26H61L60 27V30H59V28H57ZM73 26H75V25H73ZM149 26H151V27L149 28ZM32 27H31V29H32ZM177 28L179 29L178 31H177ZM213 28L214 29L216 28V30L219 31V34H220V37H221L222 40L220 38H216L218 40L217 41V40H214L215 38L214 39L211 38L212 37L211 34H212V29ZM69 29H70V27H69ZM48 30L50 31L51 28L45 30L46 31V35H48L50 33V32H48V34H47V31ZM70 30L72 32L77 31V29L75 27H72V26H71V29ZM67 31L65 29V32H67ZM149 31H150V33H149ZM168 31L170 32V34H169ZM53 32L50 33L48 36H50L51 34H53ZM125 32H126V29H125ZM128 32L129 31L126 32L127 34H126L125 37L127 39V43H129V44L131 43L130 46H132V43H133L132 40L135 39V38L133 39V37L136 36V35L135 34L133 35L132 32H129V33ZM188 32H189V34H188ZM128 34H130V35H128ZM171 34H172V37H174V39L171 38ZM191 34H193V35L195 34L194 36H196V38L197 37L200 38L199 41H198L199 43L197 42V44H199V45L196 46V48L193 46L194 47V50L193 49L190 50V48L192 47V45L189 42H191V41L193 42V40H190V37L192 36ZM16 35H18V32H17ZM132 35H133V37L131 38ZM184 35H188L189 38L187 36H184ZM249 35H250V37L251 36L252 37L250 38ZM156 36H157V34H156ZM18 37H19V35H18ZM166 37L167 38H170L171 40L168 39L169 40L168 41ZM49 38L50 37H48V39ZM62 38H61V40H62ZM179 39L181 40V42L179 41ZM5 40H7V39H5ZM8 40L10 42L11 39H8ZM155 40H156V42H155ZM166 40H167V43H166ZM20 41L23 42L24 40L23 39H20ZM176 41H177L178 44H180V46L181 45L182 46L183 45H186V47H188L186 49L187 50H190V53H187V54L190 55V57H188V58L191 59V60L189 59V63L190 64L189 63L188 64L190 65V67L192 65H194L196 67L199 66L198 69L202 68V69H200V71L202 72V74H199V70L196 69V67L193 68V66L191 68H193L194 70L195 69L198 70V73H197V71H194V70H191L193 72H190L189 71L190 70L189 66L187 67V69H189V70L186 71V74L184 72L182 73L181 70H183V69H181V68H183L184 66H187L185 64L188 61V58H187V61L184 62L185 64H183V63L180 64V61H179V58L180 57L179 56H177V57H179L178 58L179 64H178V61L177 60H176L177 62H173V64L174 65H177V66L178 65L179 66L181 65L182 67L181 66L180 67L178 66L177 68H179V69H176V67L175 68H172L173 66L171 65V62H170L171 60L169 61V58L167 56L168 55L167 54L168 51L171 49V47H170V49H168L169 48L168 46L171 45L170 44L171 42H173V43H175V45L173 44L174 45L173 47H176L178 45V44L176 45ZM21 42L20 43H17L15 41V43H17L16 44L17 46H18V44H21ZM24 42H25V44L22 43L23 46H22V44L20 45V47L22 46L24 49H26L27 47L30 48V45L31 46L34 45V44H30L29 43L31 41H28V42L27 41H24ZM12 43L15 44L14 42H11V44L9 43L8 44L10 46L9 48L12 49V47H13V49H14V50L12 49L13 51H15V50L17 52L19 51L18 53L21 54L20 52H23V51H20V48H19V50L16 49L15 48L16 46L15 47L12 46ZM28 43L30 45H28ZM187 43H188V45H187ZM38 44H40V43H38ZM46 44H48V43L46 42ZM167 44H169V45L167 46ZM197 44H195V45H197ZM41 45H43V44H41ZM155 45H157V46H155ZM163 45H165V47H163ZM36 46H39V45H36ZM178 46H177V48H178ZM182 46H181V49H182ZM33 48H35V50L39 49V47H35V46L34 47L32 46L31 49H33ZM44 48H46V47H44ZM183 48L184 49H182V50H185V46ZM181 49H180V51H181ZM196 49L198 51H196ZM26 50H28V48ZM35 50H32V53H33V51L35 53ZM46 50H47V48H46ZM171 50H176V48H173ZM195 51L196 52H202L201 55H200L201 57L203 56V53L206 56L202 57L203 59L200 57L202 60H200V62H199V60H198L199 57L198 56H197V58H196V55L191 56L192 54H196ZM163 52H165V53H163ZM176 52H177V50L174 53L176 54ZM185 52H187V51L186 50L184 51V55L183 56L187 55V54H185ZM18 53L15 54V55H18ZM47 53H48V50L46 52V55H47ZM178 54H180V53H178ZM156 55L158 56V58L155 57ZM48 56H49L48 58H50V56H52V55H48ZM10 57H13V56L11 55ZM36 57H39V56L37 55ZM58 57H60V56H58ZM164 57H165V59H163ZM174 57L176 59V56H173V59H174ZM48 58H47L46 61L48 63H50V65H49V67L48 66L47 67L50 69L51 68V65H52L53 68H54V65L55 64L54 65L51 64V62L53 63L54 60H52V61L49 62ZM182 58H183V61H184V58L185 57H182ZM10 59L11 58L8 59V62H11L12 59L11 60ZM51 59H53V57ZM58 59H60V60H58ZM163 60L164 61L167 60V61L163 62ZM183 61H181V62H183ZM65 62H69V63H66V67L72 65L71 64V61L69 59H66V60L63 61L61 58H57V63H58L59 66L56 67V65H55V67H56L55 70L58 69V71L59 70L61 71L63 69V67H62L63 65L61 63H65ZM150 62L151 63L156 62L157 64L154 63V64L150 65L149 64ZM166 62L169 63L171 65V67H170L169 64L168 65H165ZM14 65L16 67V64L15 63H13V66ZM11 66H12V63H11ZM151 66H152V69L154 68V70L151 69ZM47 67L46 68L44 67L46 69V71H45V69L41 68L42 69V72H43L42 74H38L41 69H39L38 72L37 71L35 72V70H33L31 74H33L34 76H37V77H42V79H46L48 76L47 75L44 76V75L46 73L47 74L49 73L48 72L49 70H48ZM149 67L152 70L151 71L152 74L148 73V72H150V71H148L149 70ZM168 67H169L170 70H168ZM155 68H156V70H155ZM203 69H204V71L206 69L205 74H203V71H202ZM43 70L45 71V73H44ZM208 70H210V71H208ZM170 71L172 72V74L170 73ZM178 72H179V74H178ZM206 72H209V73L206 74ZM258 73H260V74H258ZM204 75L207 76V78H208V75L211 77L209 79H210L211 83L214 85V89H210V87L208 85L205 86L208 82L210 83V81L207 80L206 77L203 79L202 77H204ZM197 76L198 77L201 76V77H199V79H198ZM187 78L190 79V81H189L190 83L187 81L188 80ZM201 78L203 79V81H202ZM194 79L196 81H194ZM55 80H58V79H55ZM61 80H62V78H61ZM63 80H66V81L60 82L62 85H64L65 82H67V80H69L67 83H70L73 80V78H68V79L63 78ZM76 80L77 79H75V81ZM185 80H186V82H185ZM204 80H207V81H205V83H204ZM165 83H166V85H165ZM191 83H193V86H195V88H196V85H197V87H198V85L200 87H198L195 90V89H193ZM203 83H204V86H203L204 92H203V89H202V84ZM65 85H69V84H65ZM104 85H107V84L104 83ZM116 85L118 86L119 83L116 84ZM95 86H97V85H95ZM219 86H220V88H218ZM105 87H107V86H105ZM105 87H103V88H105ZM93 88H94V92H95V87L93 86ZM96 89H100L101 90V87L100 88H97L96 87ZM198 89H200V90H198ZM209 89H210V91H209ZM197 90H198V92H201L202 94L196 93ZM141 91H142V93H141ZM168 91H169V93H172L173 92L172 95L174 96V99H173L172 96H170V94L168 93ZM192 91H195V95H199V96H196V98L198 97V99H199V97H201V98L204 97L203 98V101H201L202 99L200 98L201 100L199 99L200 102H198V99L194 98L195 95L193 94ZM94 92H92V94ZM249 92H251V93H249ZM130 93H132V94H130ZM247 93L251 97L250 100L248 99V97L245 98V96L247 95ZM111 94L113 95V97H112ZM32 95H34V93ZM150 95H151V93L148 94V96H150ZM191 95L192 96L194 95L193 98L191 97ZM103 96H105V97H103ZM106 96H108V97H106ZM205 96H206L207 99L205 98ZM207 96L213 97L214 99L215 98H219V101L217 100L218 102L216 103V105L218 104L219 107L215 106L216 109H213V107L215 105L214 102H213L214 103L213 107H210L212 105L208 104V102H206V101H208V100H210L212 98H210V97L208 98ZM239 97H240L241 100L239 99ZM108 98H109V100H108ZM188 98H190V99L191 98L192 99H196V101L194 100L193 102L198 104V106H195L196 104L194 105L192 103L195 107H198V109H194V111L195 110L196 111H195V113L193 112L195 114L193 116V118L191 117L193 123H190L191 121H189L187 118L186 119L188 121H186L184 119L185 117L183 118V116H185V112L188 113V111L186 110L185 107H187V105H189V104L188 103H186L187 105L184 104L185 102L189 101ZM244 98L246 100L248 99V102L246 101L245 102L246 104L243 103V104L246 105L245 106L246 108L243 106L244 107V109H243V107L240 108L243 104H241L240 107H238L239 105L237 104L238 103L237 101L240 100L239 103L241 101H245ZM254 98H255V100H252ZM214 99H212V100H214ZM100 100L99 99H98V101L96 100L98 102L96 104H99V101ZM212 100H210L211 102H209V103L212 104ZM92 101H94V100H92ZM96 101H94V102H96ZM191 102H192V100H191ZM202 102H203L202 105H204V106H201V103ZM235 102H236V104H235ZM260 102H262V103H260ZM86 103H88V102H86ZM90 103H92V102L90 101ZM206 103L208 104V106H207ZM182 104L186 105V106H184V108H183L184 110L183 111H181L182 110ZM90 105H92V104H90ZM232 105H234L235 107L232 106ZM104 106H105V104L103 102L102 108L103 109L107 108L106 106L105 107ZM189 106H190V108H189ZM189 106H188V108L189 109H192L191 108V106H192L191 103H190ZM194 106H193V108H194ZM89 107L91 108V106H89ZM236 107H237V109H236ZM249 109H250V107H249ZM262 110H261V112H262ZM223 112L224 113L226 112L225 115H224ZM238 112H236V113H238ZM92 113H90V116L91 115L92 116H95L94 115L95 112L93 114ZM237 115L239 116L240 114L238 113ZM237 115H236V117H238ZM243 115L244 114H242L240 116H243ZM262 115H264V114H262ZM88 116H89V114H88ZM219 116L221 117V120L222 121L220 120V118L218 119ZM127 117H131V116H125V117H123L122 120H126ZM246 117H248V116H246ZM262 117H264V116H262ZM16 118H17L18 121H20L19 120L20 117H16ZM210 118L211 119L213 118V120H210ZM214 118H215V120H214ZM128 119H130V118H128ZM236 119L235 120H232V121H235L236 122L237 121ZM241 119H244V116H243V118L241 117ZM247 120H249V118H247ZM256 120H255V124H256ZM104 122H106V121H104ZM108 122H110V121H108ZM128 122H130V121H128ZM125 123H124V121L122 122V124H125ZM88 124H90V123H88ZM88 124H85L82 127H86V125H88ZM156 125H158V126L156 127ZM171 125H173L174 128L175 127L177 128V136H176V138H175V135L174 134H171L172 132L169 131V127L172 128ZM257 125H258V123H257ZM98 126H103L102 128L105 127L106 129L105 128L104 129L107 130V131L109 130V131L108 132L106 131V133H104L105 135H103V136H101L102 134H98L96 136L95 135V134H97L96 131L98 130V133H99V129H100V128H98ZM92 127L93 128L95 127V128L93 129ZM126 127L129 128V125H126ZM218 127H220V128H223V127L225 128L226 127L225 129L223 128V131L224 132L229 131V129L230 130L232 129V130L229 131V132H231L230 134H228L229 132H226V134H224L223 132H221L220 134L217 133L218 136L223 137V138H220V137H217V135H216V128H218ZM228 127H229V129H228ZM206 129H208L209 131L208 130L206 131ZM93 130H94V132H93ZM257 130H259V131H257ZM242 131L245 132V133L243 134ZM21 132L24 133L26 131H21ZM30 132H31V130H30ZM201 132L203 134V137H202ZM232 132H233V135H232ZM251 132H252V134H251ZM260 132L263 135H260ZM26 133H28V131ZM24 135H26V134H24ZM109 135H110V137H109ZM172 135H173V137H172ZM191 135H192V137H191ZM259 135H260V137H259V141H258V139H255V137L258 138ZM55 136L53 134H51V135H48L47 138L50 139V140L52 139L51 141L54 142V145L56 146V144H57L56 142H58L59 140L57 141L55 139L56 142L53 141V139H54ZM58 136L59 135H57V138H58ZM239 136H241L240 139H239ZM253 136H254V138H253ZM49 137H51V138H49ZM59 137L61 139V135ZM101 137H103V138H101ZM251 137L254 140L251 139ZM209 138L211 139V141H209L210 140ZM241 138L244 140V144L242 146L241 145L238 146V144H240V141L242 140ZM95 139H97V141H96L97 143L94 141ZM105 139H107L109 142L107 140H105ZM243 140H242V143H243ZM250 140H251V142H250ZM252 140L254 142H252ZM36 142H38V141H36ZM149 142H150V140H149ZM257 142H260V143L258 144ZM203 143H204V145H203ZM228 143H230V145ZM252 143L253 144L255 143V144H258V145H255V144L252 145ZM197 144L198 145L199 144L201 145V148H200L201 150H205L206 151L203 154V156L199 155L197 153V150H195V149H198V148H194L192 154L189 155V156L188 155H186V156L183 155V154L186 153V150H188V147L189 148H193V147L198 146ZM88 145H90L91 147L88 146ZM231 146L233 147V149L231 148ZM234 146H235V148H234ZM237 146H238V149H236ZM252 146H254V147L255 146H257V147L259 146L258 148H260L259 149L260 151H258V153L255 154L256 156L250 154L251 150L254 148V147L252 148ZM136 151H138V150H136ZM238 151H239V153H238ZM236 152H237V155L234 154ZM88 153H89V151H88ZM180 153H182V156H184L186 158V160L184 158H183L184 160L183 159L180 160V158H177V156ZM230 153H232V154H230ZM157 154H158V156H157ZM159 154H161L162 157L159 156ZM241 155H242V157H241ZM155 156H157L158 159H156ZM244 156L245 157L247 156L246 157V160H245V157ZM260 156H261V158H260ZM92 157L93 156L88 157V159L91 160ZM162 158H163V160H162ZM198 158H200V159L198 160ZM241 158H243V160ZM95 159L93 158L94 161H95ZM145 159L148 160V161L146 160V163H145ZM166 159L168 161H166ZM241 160H242V162H241ZM231 162H232V164H231ZM151 163H153V164H151ZM200 165H201L202 169H201ZM228 165H231L232 167H230ZM207 166H209V165H207ZM216 166H218V167H216ZM75 167H73V169ZM78 167H76V169ZM174 167H176V168H174ZM226 167L227 168L229 167L230 169L228 168L229 169L228 170ZM261 167H263V168H261ZM184 168H185V170L187 172L188 171H192V176L190 175L191 176V178H190L191 181H187V183L189 182L188 183L189 186H184L187 183L186 182H182V179L184 181L187 178V177H185V175L183 173H181L184 170ZM221 168H223V169H221ZM231 168H233V169L231 170ZM249 168H251V169H249ZM76 169H75V171H76ZM173 169L176 172H173L174 171ZM238 170H241V173ZM228 172L229 173L231 172V173L228 174ZM260 172H261V174H260ZM181 174H183V175H181ZM189 174H191V173H189ZM141 177H148V179L150 180V182L152 184H154V185H152L153 186V190H154L153 192L155 194H156V192H158V208H155L154 209V207H152V206L150 207L149 204H148V201H145V197L144 196H146V195H145L144 189L146 188L147 183L145 181H142L141 184L138 185V181L139 180H142ZM238 177H240V178H238ZM87 178H89V179L87 180ZM87 178H86L87 181H89L90 179L93 180L92 178H90V176L87 177ZM174 178H176V179H174ZM109 184H111V186ZM104 185L107 187L106 189H108V186L110 188V187H113L114 184H113V182H111V181L108 180L107 182L104 183ZM91 186H92V184H91ZM182 186H184V187H182ZM120 187H121V184H120ZM74 193H75V190H74L73 194ZM87 193H86V196H87ZM73 194H72V197L77 195V194L76 195L75 194L73 195ZM107 195H108V193H107ZM104 196H106V194ZM250 197L251 196L247 195V198H250ZM58 199H59V196L56 199V201H58ZM82 199H83V201H80ZM91 199H94V200H91ZM78 200L81 202V204H82V202H84V200H86V202L88 201L87 203L85 202L84 205H82L83 207H85V211H79V209H78V211L80 212V215L78 213H75V210L76 209L74 210V208H76V206L79 205L78 203H80ZM77 201H78V203H77ZM118 202L119 201H115L116 204ZM178 206H179V209L183 208V204H181V203H179ZM92 208L93 207H91L88 211H90ZM207 208H209V209L207 210ZM156 209H158V210L156 211ZM150 210H151V212L149 213ZM69 211L72 212V213H70ZM78 211H76V212H78ZM153 211H156V213H154L152 215V212ZM64 212L67 213V214H65ZM225 212L226 213H230L231 212V209H228V210L223 211V213H225ZM173 213H176V214H173ZM263 213L260 214V215H262V220L264 219ZM50 215H52L53 217H51ZM232 217L233 216H231L227 220L220 219L218 221H215V225L216 226H214L212 229H209L210 230L209 233L210 234L212 233L213 236L216 235L215 237H220V238L223 237L222 238L223 241L221 240V244L220 245H222L223 243H224V245H226V243L229 242V239H228L229 238V235L227 233L223 232L222 231L223 229H220V228H223L225 225H228L231 222H233L234 220H236L235 219L236 216H235V218L233 217V219H232ZM260 217H259V219H257V221L260 220ZM64 219L66 220L68 218H64ZM174 220H175V224H174L175 226L173 227L174 230L173 231H170L169 229H167L168 223L169 222H172ZM204 221H206V219ZM176 222H177V224H176ZM113 224H115V227H116L115 229H112L110 227V225L113 226ZM258 224H259V222L255 226V231H256V233H258V235L260 234L264 238V227H262L261 224H259V225ZM214 228H215V230H214ZM218 230H219V232H218ZM109 231H110L111 235L113 234V236H111L108 233ZM118 233H120L119 236L117 235ZM78 234H81V233H78ZM74 235H75V237H74ZM219 235H221V236H219ZM37 236H38V234H37ZM37 236H36V238H37V240H39ZM149 236L151 238L153 237V239H154V241L152 243H150V244L147 242L148 241L147 239H148ZM15 237H17V236H15ZM39 237H40V240H39V243H40L42 236L40 235ZM80 237H82V235ZM42 239H44V238H42ZM226 240H227V242H226ZM2 241L0 243H2ZM43 242H44V240H43ZM48 242H50V241H47V243L45 241L46 245L48 244ZM44 245H43V243L42 244L40 243V246L41 247L44 246ZM2 246H4V245H2ZM2 246L0 247V249L2 248ZM221 247H223V245ZM43 248H45V247H43ZM221 249H224L223 251H225L226 250V246H224L223 248H218V250H221ZM59 256H60L59 258H61L64 255L63 256L59 255ZM47 258H48L47 256H45L44 258H42L41 261H40L41 264H48V262H51L50 261L51 259L50 258L47 259ZM59 258H57V257L55 258V259H58L56 261V263L59 261ZM238 260H239V258H238ZM74 261H73L72 264H74ZM64 262H65V260H64ZM263 263H264V261H263ZM38 264H40V263H38ZM49 264H51V263H49ZM54 264H55V262H54Z\"/></svg>",
	"mask_w": 264,
	"mask_h": 264
}]
</instances>
